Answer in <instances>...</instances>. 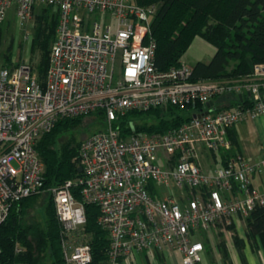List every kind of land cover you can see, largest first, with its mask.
<instances>
[{
	"label": "built area",
	"instance_id": "1",
	"mask_svg": "<svg viewBox=\"0 0 264 264\" xmlns=\"http://www.w3.org/2000/svg\"><path fill=\"white\" fill-rule=\"evenodd\" d=\"M38 5L57 12L43 82L25 63L0 66V224L14 204L44 190L39 138L61 119L101 110L104 130L78 149L80 176L48 188L62 264L91 263L90 204L107 233L106 264L168 247L181 264H204L202 233L229 231L264 204V158L251 164L235 152L212 172L201 165L206 153L232 150L230 128L264 116V64L238 79L193 80L192 66L183 62L160 70L150 29L157 6L134 0H0V24L12 9L23 27ZM225 95L247 104L217 108L213 100ZM168 105L188 109L190 119L164 133L122 129L129 112ZM14 250L23 252L18 243Z\"/></svg>",
	"mask_w": 264,
	"mask_h": 264
},
{
	"label": "trees",
	"instance_id": "2",
	"mask_svg": "<svg viewBox=\"0 0 264 264\" xmlns=\"http://www.w3.org/2000/svg\"><path fill=\"white\" fill-rule=\"evenodd\" d=\"M134 2L140 6L150 4L157 6L150 29L156 42L154 64L160 70L178 66L183 53L195 36L214 45L215 52L208 62L197 61L192 66L193 80L238 79L251 73L255 65L264 64V0H134ZM54 13L55 16H52L50 22L40 15L35 32L34 50L38 49L40 52L36 73L38 79H41L40 82H43L49 64L50 42L57 22V12ZM4 58L9 61L8 54L4 55ZM1 66L11 67L8 62ZM221 97H216L214 103ZM227 101L226 107L247 104L244 98L235 96L231 101ZM91 115L102 117L105 124L102 111L97 110L88 115L61 119L49 132L41 136L36 148L45 167L44 188L58 186L66 180L80 176L77 172V157L81 142L75 140L73 131L83 117ZM144 115L150 116L156 122L148 126L126 125ZM123 118L121 126L125 132L164 133L189 120L190 112L186 108L168 105L145 112H129ZM227 135L232 150L220 153L222 166L233 153H239L234 129L230 128ZM58 142L59 152L54 148ZM39 194L26 197L14 204L6 221L0 224V264H62L59 222L52 199V203L45 208L44 224L32 220L29 216L30 210L35 208ZM75 197L79 199L77 191ZM98 214L97 206L92 204L85 206V229L91 235L90 264H106L107 260L108 238L106 231L97 224ZM245 224L246 238L252 245L261 244L264 247V204L256 206L249 213L245 218ZM228 228L233 229V224ZM233 240L240 251V240L235 234ZM17 243L23 252L15 253ZM218 250L225 262L228 256L223 241L218 243Z\"/></svg>",
	"mask_w": 264,
	"mask_h": 264
},
{
	"label": "rangeland",
	"instance_id": "3",
	"mask_svg": "<svg viewBox=\"0 0 264 264\" xmlns=\"http://www.w3.org/2000/svg\"><path fill=\"white\" fill-rule=\"evenodd\" d=\"M40 15L43 16V18L46 17L48 22H50L53 18L52 16H55V13L46 5H38L35 7L34 12L27 24L19 28L16 25L12 9L8 11L5 21L0 25V66L6 65L7 62L11 67L15 64L25 63L32 67L34 73L37 76L36 67L39 61L40 52L38 49L34 50V39L36 29L39 25L38 21L40 19ZM56 28L57 22L52 34L50 46L53 43ZM214 52V45L201 37L195 36L186 51L183 53L180 62L186 63L188 66H193L197 61L208 62ZM6 54L9 56V61H6L4 58V55ZM132 122V124L148 126L155 123L156 121L150 116L144 115L140 118L134 119ZM104 128L105 124H103L102 117L99 118L97 115L83 117L80 124L73 131V137L77 142H82L93 133L102 131ZM59 147L60 143L58 142L55 144L54 148L59 152ZM206 156H208L207 153ZM210 157L213 156L211 155ZM51 199L52 197L50 196L48 188H44V190L39 195H37L35 208H32L29 212V216L32 220H36L40 224L45 223V208L52 203ZM245 218H240L244 221L242 223V227H240V231L246 235L247 229ZM229 230L231 231L230 236L233 237L234 234H236V231L232 228ZM224 236H228V234H226V231H221L219 228H217L216 231H212V233H210V237H214L216 240L219 238L218 240L222 241ZM164 250L175 249L168 247L164 249H149L142 251L129 258L126 264H166L162 261L161 257V254Z\"/></svg>",
	"mask_w": 264,
	"mask_h": 264
},
{
	"label": "crops",
	"instance_id": "4",
	"mask_svg": "<svg viewBox=\"0 0 264 264\" xmlns=\"http://www.w3.org/2000/svg\"><path fill=\"white\" fill-rule=\"evenodd\" d=\"M232 99L233 95H225L220 99L218 98L215 101L217 108L226 107L227 100L231 101ZM233 129L237 137V152L247 162L257 164L264 158V116L243 120L237 123ZM207 155L205 154V159L201 162L202 168L205 171L212 172L214 168L222 166V160L219 156L210 157L209 154ZM253 183L255 187L260 188L261 176L259 173L254 174ZM243 222L240 217L232 222L233 229L236 231L235 235L240 240V251L233 237L230 236V230H226L228 236L222 238L228 256L225 262L226 264H264V247L261 244L252 245L246 238V235L243 232L241 233L240 227H242ZM207 237L205 233H202L201 240L205 246L204 264H225L218 250V243L221 240H218L219 238L216 240L214 237ZM161 257L162 261L166 264H181L180 254L175 250H164ZM126 263L127 261L124 262V264Z\"/></svg>",
	"mask_w": 264,
	"mask_h": 264
},
{
	"label": "water",
	"instance_id": "5",
	"mask_svg": "<svg viewBox=\"0 0 264 264\" xmlns=\"http://www.w3.org/2000/svg\"><path fill=\"white\" fill-rule=\"evenodd\" d=\"M211 104H212V102H209V103H208V105H211ZM77 172H78V173L81 172V168H80V167L77 168Z\"/></svg>",
	"mask_w": 264,
	"mask_h": 264
}]
</instances>
